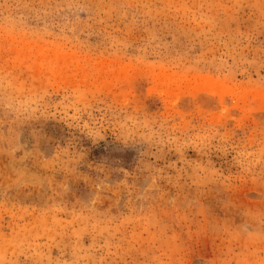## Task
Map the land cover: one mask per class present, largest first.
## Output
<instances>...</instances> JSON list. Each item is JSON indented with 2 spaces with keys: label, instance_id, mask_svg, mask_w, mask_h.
Here are the masks:
<instances>
[{
  "label": "rangeland",
  "instance_id": "obj_1",
  "mask_svg": "<svg viewBox=\"0 0 264 264\" xmlns=\"http://www.w3.org/2000/svg\"><path fill=\"white\" fill-rule=\"evenodd\" d=\"M0 264H264V0H0Z\"/></svg>",
  "mask_w": 264,
  "mask_h": 264
}]
</instances>
